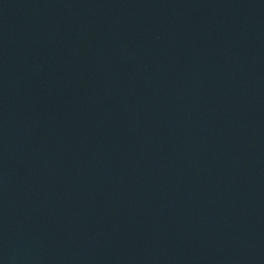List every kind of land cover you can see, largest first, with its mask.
Listing matches in <instances>:
<instances>
[{"label":"water","instance_id":"water-1","mask_svg":"<svg viewBox=\"0 0 264 264\" xmlns=\"http://www.w3.org/2000/svg\"><path fill=\"white\" fill-rule=\"evenodd\" d=\"M0 264H264V0H0Z\"/></svg>","mask_w":264,"mask_h":264}]
</instances>
